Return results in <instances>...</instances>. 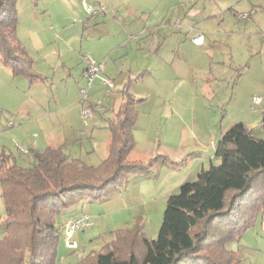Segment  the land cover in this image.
I'll use <instances>...</instances> for the list:
<instances>
[{"label": "rangeland", "instance_id": "374dc122", "mask_svg": "<svg viewBox=\"0 0 264 264\" xmlns=\"http://www.w3.org/2000/svg\"><path fill=\"white\" fill-rule=\"evenodd\" d=\"M86 1L107 7V13L93 15L97 32L82 31L90 14L84 0H17L19 39L25 42L39 34L54 53L34 64L45 76L34 82L25 76L14 78L0 61V147L5 145L6 151L17 155L20 165L34 164L35 155L28 153L31 142L43 150L48 133L57 136L63 128L49 126L35 114L24 123L17 120L9 127L3 123L13 108L15 113L32 108L36 97L44 100L47 112L68 104L74 96L72 82L77 89L78 83L84 84L76 69L92 56L107 61L102 74L114 78L119 100L130 77L131 92L144 97L137 105L136 145L130 157L148 159L162 153L177 163H159L150 175L130 174L103 198L87 196L62 208L56 216L60 235L55 264H80L123 229L139 227L147 237L156 238L169 194L177 192L182 182L196 179L202 168L221 161L215 148L224 131L242 120L255 135L264 137V0ZM244 13L251 15L242 18ZM51 16L56 24H51ZM198 33L203 34L202 44L193 42ZM253 96L262 98L261 106L253 103ZM104 113L95 112L96 123L91 122L67 148L71 156L94 166L107 156L111 111ZM82 214L89 215L93 224L77 230L71 245L65 223ZM4 217L0 186V221ZM4 232L0 224V238ZM226 247L247 263L264 264L263 213L258 212ZM9 255L13 261L22 254L13 250Z\"/></svg>", "mask_w": 264, "mask_h": 264}, {"label": "trees", "instance_id": "16d2710c", "mask_svg": "<svg viewBox=\"0 0 264 264\" xmlns=\"http://www.w3.org/2000/svg\"><path fill=\"white\" fill-rule=\"evenodd\" d=\"M18 23L17 0H0V61L14 76L44 80L18 37ZM131 82L130 77L121 89L118 109L108 119V154L98 166L71 156L62 145L31 150L36 161L29 166L1 153L5 217L0 224L5 232L0 264H55L60 235L56 216L62 208L87 196L103 198L130 174L150 175L159 163H177L162 153L148 159L130 157L142 100L131 92ZM215 154L221 159L218 164L202 168L196 179L182 182L169 194L156 238L139 227L123 229L80 264H250L226 242L241 234L258 212L264 215V137L256 136L246 122L236 121L223 132ZM13 250L22 254L18 260L11 261Z\"/></svg>", "mask_w": 264, "mask_h": 264}, {"label": "crops", "instance_id": "0c3cea01", "mask_svg": "<svg viewBox=\"0 0 264 264\" xmlns=\"http://www.w3.org/2000/svg\"><path fill=\"white\" fill-rule=\"evenodd\" d=\"M48 1L49 2H51V1H53V2L56 1L57 2L58 0H48ZM98 14L99 13H97V14H89V16L85 19V21L83 22V28H82L83 33H85L88 29H91V32H95V31L97 32V30H96L97 29L96 28L97 24H93L92 25V23H93L92 20L94 19L93 15L96 16ZM249 14L251 15V13H249ZM249 14L246 17H248ZM246 17H242V18H246ZM52 23H55L54 20H53V16H51V24ZM47 28L49 30H51V27L48 26ZM22 42H24V41L22 40ZM24 45H25L26 49L28 50V52L33 56L34 64H36L37 61L41 60V59H45V61L49 60L50 58L48 59L47 58L48 56H46V55H51V54L54 53V50L51 51V50H49V47H46L45 41L41 38V35H39V34L32 35V37H30V39H25ZM94 54H95V56H96V58L98 60L101 59V57H98L96 52H94ZM37 56H39V58ZM84 61H85V59H84ZM84 61H83V64L79 65L77 67V69H76L77 70L76 75H77V77H80V79H82V77L84 78V72H85V69L87 67V61L86 62H84ZM106 62L104 63V67H105ZM49 63L51 64V62H49ZM70 67H71V65H68L67 68L69 69ZM12 76L14 78L20 77V76H14V75H12ZM83 83H85V78H84V82ZM78 84L80 85L81 82L78 83ZM79 85H78V89H77L76 82H72V87H74V93H73L74 96H72V99L70 100V102L68 104H65L61 108L57 107L56 111L54 110V111L47 112L44 100L42 98H40V97H36V99L32 102V105H33V106L31 105L32 108L27 109L23 113L19 109H17L16 113H15V111H13V109H14L13 108L11 110L12 116L10 117V118H13V120L8 118L7 122L5 121L3 123V126H5V127L12 126L13 124H15V122L17 120L19 122L21 121V123H24L25 119H28L30 116H32V114H35L40 119H43L44 123L46 121V123H48L49 126H51V125L55 126L57 124V127L63 128V130L56 131V134H58L57 136H53V134H52L53 132L52 131H50L48 133L46 147L48 145H62L63 148L66 150V152H68L67 148L69 146H71L74 141L77 140L79 135L82 136L83 133L86 132V129L89 126V124L91 122L93 124L96 123V121H97V116L96 115L97 114H95V112L99 113V114H106V113H104L105 111L106 112H108V111L110 112L111 111V115L107 118V120H108L109 118L114 116L116 110L118 109V107H119V105H120V103L122 101V99L119 100V97H117L115 95V93H114L115 90H116V87H115V89L113 91H111L110 93H108L106 95V97L104 98L107 102L105 104L103 102V107L101 109H95L92 112V114L89 116L90 121H89V118H88V123H86L85 120H84L83 114H82V101H79L80 98H79L78 94H79V91H80V88H81V86H79ZM99 92H102V89H101V87L99 85V82H97L92 88L93 97L99 96ZM121 94H122V92H121ZM121 98H123V97H121ZM137 98H140L142 100L144 99V97H137ZM254 104L261 106L262 105V100H261L260 103H254ZM116 106H117V109H115ZM59 115H60V118L57 119L59 117ZM1 119L2 118L0 117V120ZM49 120H52L51 123H49ZM2 122L3 121H1V123ZM69 123H71V125H69ZM21 127L24 128L23 126H21ZM82 127H84V129ZM66 128H69V129H66ZM259 137H262V136H259ZM31 150H41V147H39V148L36 147L34 142L32 141L30 149H29V152H28L29 154H30ZM19 151H21L20 148H19ZM71 152H68V153L71 155V154H73ZM1 153L11 154L12 157H14L16 161L18 159L17 155L13 154L12 151H10V152L6 151V146L3 145L2 147H0V163H1ZM76 216H78V215H76ZM73 218L71 217V219H73ZM71 219L69 218V220H71ZM69 220L66 221L65 227H66V224H67V222Z\"/></svg>", "mask_w": 264, "mask_h": 264}, {"label": "built area", "instance_id": "2783aa9c", "mask_svg": "<svg viewBox=\"0 0 264 264\" xmlns=\"http://www.w3.org/2000/svg\"><path fill=\"white\" fill-rule=\"evenodd\" d=\"M84 6L90 14H105L107 13V7L105 5H93L84 0ZM248 14H241V17H246ZM193 41L197 44H202L204 41L203 34L198 33L193 37ZM87 67L84 72L85 83L80 88V101H82V114L86 123L88 118L95 109H101L103 107L104 98L108 93L113 91L116 86V82L113 78L103 75L104 62L96 61L92 56H87ZM99 82L103 94L99 97H93L92 88ZM254 103H260L262 98L260 96H253ZM93 220L87 214H82L69 220L65 227V235L69 244L75 245L74 241H71L72 236L77 230H83L86 227L92 226Z\"/></svg>", "mask_w": 264, "mask_h": 264}]
</instances>
